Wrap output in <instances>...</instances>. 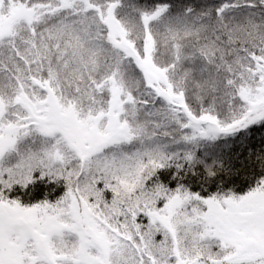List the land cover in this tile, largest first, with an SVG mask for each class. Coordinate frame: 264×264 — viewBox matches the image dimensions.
<instances>
[{"label": "snow or ice", "instance_id": "6c2138e0", "mask_svg": "<svg viewBox=\"0 0 264 264\" xmlns=\"http://www.w3.org/2000/svg\"><path fill=\"white\" fill-rule=\"evenodd\" d=\"M0 264H264V0H0Z\"/></svg>", "mask_w": 264, "mask_h": 264}]
</instances>
